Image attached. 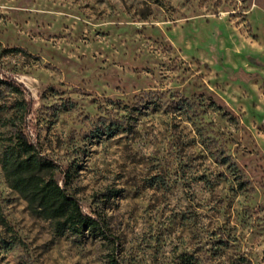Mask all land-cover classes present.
I'll return each mask as SVG.
<instances>
[{"label": "rangeland", "instance_id": "rangeland-1", "mask_svg": "<svg viewBox=\"0 0 264 264\" xmlns=\"http://www.w3.org/2000/svg\"><path fill=\"white\" fill-rule=\"evenodd\" d=\"M4 77L30 111L1 85L0 264H264V0H0ZM21 128L110 239L10 187Z\"/></svg>", "mask_w": 264, "mask_h": 264}, {"label": "trees", "instance_id": "trees-1", "mask_svg": "<svg viewBox=\"0 0 264 264\" xmlns=\"http://www.w3.org/2000/svg\"><path fill=\"white\" fill-rule=\"evenodd\" d=\"M10 51L20 50L14 48ZM1 85L8 86L19 97L23 96L15 103L13 121L17 118L25 121L30 111V103L24 95L23 87L10 77L0 78V87ZM182 102L183 106L179 109L186 114L190 113L192 109L190 100L182 99ZM212 103L217 109L222 110V107L214 101ZM224 115L229 114L224 112ZM229 119L234 123L237 122L233 116ZM117 129V125L107 127L105 134L113 133ZM14 138L15 143L7 146L3 152L2 166L10 187L27 199L30 209L43 218L51 220L55 224L58 235H64L66 232L79 235L87 230L92 234L110 239L104 218L85 212L80 201L69 192L68 186L73 176L71 171L66 172L62 184L54 177H45V171L53 170L52 162L40 155L37 144L22 128L17 130ZM210 153L217 163L232 167L234 171L239 172L240 177L242 176L226 149L221 148L214 154L210 150ZM246 184V180H241L238 187L244 189ZM3 223L9 227L5 220ZM182 258L186 264H192L189 255H183Z\"/></svg>", "mask_w": 264, "mask_h": 264}]
</instances>
